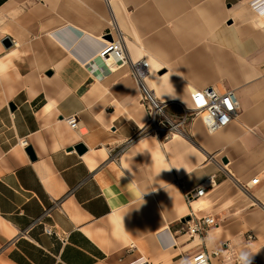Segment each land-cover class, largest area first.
Masks as SVG:
<instances>
[{"label":"crops","instance_id":"1","mask_svg":"<svg viewBox=\"0 0 264 264\" xmlns=\"http://www.w3.org/2000/svg\"><path fill=\"white\" fill-rule=\"evenodd\" d=\"M254 1L0 0V264H190L200 246L222 251L210 264H264ZM117 34L132 64L147 62L144 83L167 116L210 88L235 92L236 119L212 134L196 116L167 140L138 135L148 117L129 63L98 59ZM204 183L187 205L183 192ZM191 211L216 221L204 239L180 232Z\"/></svg>","mask_w":264,"mask_h":264},{"label":"built area","instance_id":"2","mask_svg":"<svg viewBox=\"0 0 264 264\" xmlns=\"http://www.w3.org/2000/svg\"><path fill=\"white\" fill-rule=\"evenodd\" d=\"M42 1V0H37ZM252 11L259 15L264 16V0H256L250 4ZM112 37L111 41L104 40L105 44L98 53V59L106 62L110 58L116 61L127 64L131 68V76L135 80L140 99L147 111V124L138 133V135H152L167 140L181 132L182 126L186 124L193 117L199 116L205 128L209 133H215L228 124H230L237 117L239 109V102L233 90H227L224 93H218L213 89L195 90L191 93L193 106L191 108H184V114L179 120H174L166 115L164 111V104L159 102L154 94L147 88L144 79L147 76L148 64L145 60H141L136 64H132L127 57L126 50L123 44L122 37L118 34ZM66 122L72 129L77 127V118L75 116L66 119ZM21 145L26 147V142ZM259 182L258 179L252 180L246 186H242V190L248 194L251 187ZM209 184L204 183L195 189L184 191L183 197L187 205L197 200H200ZM264 209V204L261 206ZM49 211L45 212L44 216L48 215ZM180 232L190 239L201 238L204 239L208 236L210 230L215 227L216 221L212 216L197 217L193 211L189 214V220L180 222ZM48 234H53L51 230H47ZM193 253L190 264H210V256L219 257L222 251H212L210 254L202 249ZM236 264H242L240 260H236Z\"/></svg>","mask_w":264,"mask_h":264},{"label":"water","instance_id":"3","mask_svg":"<svg viewBox=\"0 0 264 264\" xmlns=\"http://www.w3.org/2000/svg\"><path fill=\"white\" fill-rule=\"evenodd\" d=\"M105 40L111 41V40H112L111 35H107V36H105ZM3 45H4L5 48H10V47L12 46V44H11V42H10L9 39H5V40L3 41ZM10 107H11V106H10ZM74 149L76 150V152H77L79 155H82L83 153L86 152V149L84 148L83 145H78V146H76ZM69 151H71V149H70ZM26 153L28 154L30 160H32V161L35 160V154H34V152H33V150H32L31 147H27V148H26ZM188 220H189V217L186 218L185 220H183L182 222H184V221H188Z\"/></svg>","mask_w":264,"mask_h":264},{"label":"bare ground","instance_id":"4","mask_svg":"<svg viewBox=\"0 0 264 264\" xmlns=\"http://www.w3.org/2000/svg\"><path fill=\"white\" fill-rule=\"evenodd\" d=\"M106 63H107V65L109 66V67H113L114 65H115V63H116V60L115 59H113V58H110L109 60H107L106 61ZM121 64V63H120ZM117 67V66H116ZM118 68V67H117ZM115 69V68H114ZM112 70V69H111ZM119 232V231H118Z\"/></svg>","mask_w":264,"mask_h":264},{"label":"rangeland","instance_id":"5","mask_svg":"<svg viewBox=\"0 0 264 264\" xmlns=\"http://www.w3.org/2000/svg\"><path fill=\"white\" fill-rule=\"evenodd\" d=\"M178 119H179V117H178Z\"/></svg>","mask_w":264,"mask_h":264}]
</instances>
